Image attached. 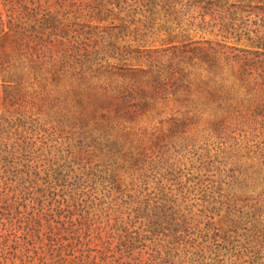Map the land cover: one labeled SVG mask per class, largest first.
<instances>
[{
	"label": "rangeland",
	"instance_id": "rangeland-1",
	"mask_svg": "<svg viewBox=\"0 0 264 264\" xmlns=\"http://www.w3.org/2000/svg\"><path fill=\"white\" fill-rule=\"evenodd\" d=\"M240 25L264 33V0H0V264H264V49ZM64 55L188 75L192 101L94 143L35 79Z\"/></svg>",
	"mask_w": 264,
	"mask_h": 264
},
{
	"label": "trees",
	"instance_id": "trees-1",
	"mask_svg": "<svg viewBox=\"0 0 264 264\" xmlns=\"http://www.w3.org/2000/svg\"><path fill=\"white\" fill-rule=\"evenodd\" d=\"M242 27L243 25L237 28L233 26L225 28L227 33L223 34L224 38H231L229 36H233L238 40L246 38L256 44V46L264 49V33L262 35L257 34L256 38H253L249 32L246 35L239 33L244 31ZM259 31L257 29L256 33H259ZM253 51L260 55L264 54V51ZM76 57L77 55H73L71 58L66 56L59 63L55 62L52 57L47 58L48 63L51 65L50 70L35 79L44 83L45 87L48 86L49 82L51 84L56 83L55 89L48 91V97H51L56 104L64 105L81 124V129L85 131L84 133L93 136L94 143L103 140L110 141L113 137L115 142L112 145L119 147V150L125 149L128 141L121 140L118 133H125V131L131 130V127L133 128L135 124L147 115L152 119L159 116L162 113L160 105L170 100V94H174L177 99L182 97V100L187 105L192 101L194 80L188 75L184 74L182 78L173 80L171 79L173 74L169 76L162 71L154 73L146 71L144 73L148 76L146 81L132 85L119 83L121 84L119 85L118 82L107 81L105 73L108 72H100V66L93 69L90 65L83 62L84 60L74 59ZM74 64H76V67ZM120 70L125 71V68ZM64 79L70 81V88L65 93H62L56 87ZM203 80L206 85H214L218 88V75H212L211 73ZM225 89L226 86H224V92ZM181 90L185 91L181 93ZM162 140L164 139H158L155 146H158ZM171 142L174 143L173 139ZM129 146L132 147V145ZM229 155L233 157L235 153L229 152ZM235 156L237 157V154ZM110 159L113 158L110 157ZM262 165H264V162ZM108 166L112 167V173L104 177V179L121 190L123 184L122 176L119 173L122 168L118 164V160H114V165L108 163ZM107 172L108 170L105 171L106 174ZM246 172L241 170L240 165V173L242 175L259 182V178ZM62 173L63 171L60 170L58 175H62ZM254 173L260 174L261 172L256 170ZM67 175L69 176V174ZM164 202L167 203L168 201Z\"/></svg>",
	"mask_w": 264,
	"mask_h": 264
}]
</instances>
